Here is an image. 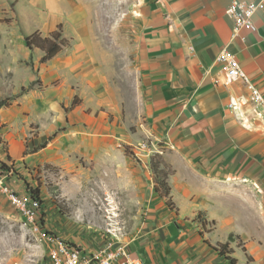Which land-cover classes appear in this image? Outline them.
Returning a JSON list of instances; mask_svg holds the SVG:
<instances>
[{"label":"crops","instance_id":"1","mask_svg":"<svg viewBox=\"0 0 264 264\" xmlns=\"http://www.w3.org/2000/svg\"><path fill=\"white\" fill-rule=\"evenodd\" d=\"M234 1L256 5L254 32L236 28L226 16V8ZM36 2L44 9H35L42 21L35 32L47 36L55 31L65 9L70 17L65 0ZM135 14L138 123L144 135L158 145L171 172L166 179L168 197L153 186L147 190L140 229L131 240L122 242L127 261L231 264L215 251L219 244L228 243L236 264H246L247 256L253 264H264V0H137ZM79 47L88 50V43ZM223 51L235 57L262 96V105L254 104L243 81H227L224 65L216 62ZM33 52L36 76L45 86L56 76L72 81L74 73L82 79L87 73L86 58L78 53L62 62L59 53L42 63L43 53ZM23 66L32 73L28 82L13 87V91L21 88V93L35 76ZM49 90L42 96L34 93V110L26 106L24 94L15 101L21 114L33 110L45 126H36L39 133L27 141L23 137L30 126H24L18 140L9 141V157L14 161L21 159L32 167L54 159L44 142L53 128L48 125L55 96ZM232 99L245 101L237 112L228 109ZM24 142L37 151L24 154ZM17 184L15 179L7 181L19 195H27ZM0 197L6 200L1 193ZM103 242L73 243L94 251Z\"/></svg>","mask_w":264,"mask_h":264},{"label":"rangeland","instance_id":"2","mask_svg":"<svg viewBox=\"0 0 264 264\" xmlns=\"http://www.w3.org/2000/svg\"><path fill=\"white\" fill-rule=\"evenodd\" d=\"M65 1L70 17L65 9L59 26L69 46L58 59L78 53L88 69L83 79L77 73L72 81L56 76L45 86L36 76V53L24 42L41 26L36 10L44 8L36 0H0V94L11 90L0 95V103L10 99L0 105V170L27 194L28 188L39 190L45 233L75 244L97 245L105 239L126 243L144 220L148 188L171 172L138 123L137 0ZM77 43H88V50L77 45V52ZM21 64L35 74L24 93L13 91L32 73ZM47 89L55 99L48 125L53 128L44 142L54 159L31 167L10 158L8 144L18 140L24 126H30L25 141L39 133L36 126H45L32 112L34 93L42 96ZM22 94L33 110L21 114L15 101ZM26 144L24 154L37 151ZM0 264H50L41 238L1 197Z\"/></svg>","mask_w":264,"mask_h":264},{"label":"built area","instance_id":"3","mask_svg":"<svg viewBox=\"0 0 264 264\" xmlns=\"http://www.w3.org/2000/svg\"><path fill=\"white\" fill-rule=\"evenodd\" d=\"M256 5L247 2H232L225 10L228 18L234 21L236 28L246 29L250 32L256 30L253 22V14ZM216 62L224 65L228 82L243 81L251 92V99L256 106L263 104V98L256 88L249 82L242 72L235 57L223 51L216 58ZM242 99H232L228 109L237 112L244 104ZM9 173L0 170V193L3 195L14 210L25 220L31 231L41 238L45 245L50 264H115L122 259L120 264H129L126 259L124 244L118 240L105 239L97 250H90L86 246H77L61 240L54 234L44 232L40 221V206L37 201L31 199L29 194L19 195L7 185ZM205 225V222L202 223Z\"/></svg>","mask_w":264,"mask_h":264},{"label":"trees","instance_id":"4","mask_svg":"<svg viewBox=\"0 0 264 264\" xmlns=\"http://www.w3.org/2000/svg\"><path fill=\"white\" fill-rule=\"evenodd\" d=\"M25 46L28 50L32 51L35 49L40 50L43 53V56L41 58L42 63H46L53 59L55 56H57L63 49L67 48L69 46L68 40H66L61 32L60 26L57 30L51 32L47 36H43L39 32H35L24 39ZM10 99H5L4 101H1L0 105L6 104ZM169 174V173H168ZM168 174H164V179L159 183L157 182L154 186V189L157 193H161L163 196L168 197L170 194V187L167 183V177ZM28 193L31 196V199L38 202L40 208L42 207V201L39 198V190L35 189H29ZM44 221L43 219H41ZM233 239L232 236L229 237V241ZM229 245L219 244L215 247V251H217L220 255L225 256L231 264H236V260L231 258L230 255L232 252L228 249ZM246 264H253V259L251 257H246Z\"/></svg>","mask_w":264,"mask_h":264}]
</instances>
